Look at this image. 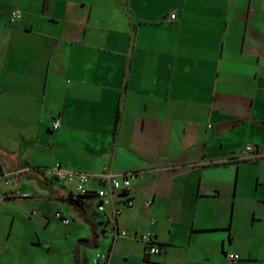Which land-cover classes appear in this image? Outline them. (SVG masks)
<instances>
[{
	"label": "crops",
	"instance_id": "1",
	"mask_svg": "<svg viewBox=\"0 0 264 264\" xmlns=\"http://www.w3.org/2000/svg\"><path fill=\"white\" fill-rule=\"evenodd\" d=\"M0 170V264H264V0H0ZM102 171L141 174L115 216Z\"/></svg>",
	"mask_w": 264,
	"mask_h": 264
},
{
	"label": "built area",
	"instance_id": "2",
	"mask_svg": "<svg viewBox=\"0 0 264 264\" xmlns=\"http://www.w3.org/2000/svg\"><path fill=\"white\" fill-rule=\"evenodd\" d=\"M175 16L174 12H169L167 14V20L173 19ZM20 12L17 9H13L9 13V20L14 21L19 19ZM59 127L58 120H53L52 128L56 129ZM257 146L253 144H245L242 151L240 159L252 160L256 158ZM50 175L55 178L65 182H75V188L77 191L76 197H81L90 193V190L86 188V182L90 174L81 171H68L63 169L59 163H54L48 167ZM141 177L138 171L128 172L121 177H117L106 172H100L96 175V180L98 187L92 192L96 198V211L97 212H107L115 216L119 214L122 208H115L113 202L116 199H121L124 205L129 206L132 204V197L130 193L131 181ZM31 196L29 192L22 191L18 186H11L7 175H5L0 170V198L5 197H19L27 198ZM150 201H146L145 205H149ZM54 217L60 220L62 224H67L69 218L63 217L60 212H55ZM122 234L124 232H121ZM139 239L146 245L147 252L150 254H155L159 252V247L153 239V235L150 232H141L139 234ZM225 258L229 264H233L239 259L238 254L227 252L225 253ZM92 264H110L109 254L107 252H96L91 257Z\"/></svg>",
	"mask_w": 264,
	"mask_h": 264
},
{
	"label": "rangeland",
	"instance_id": "3",
	"mask_svg": "<svg viewBox=\"0 0 264 264\" xmlns=\"http://www.w3.org/2000/svg\"><path fill=\"white\" fill-rule=\"evenodd\" d=\"M220 233H221V234H225V232H220ZM239 243H240V240H239V239L235 238V239L233 240V245H234V246H237Z\"/></svg>",
	"mask_w": 264,
	"mask_h": 264
},
{
	"label": "trees",
	"instance_id": "4",
	"mask_svg": "<svg viewBox=\"0 0 264 264\" xmlns=\"http://www.w3.org/2000/svg\"><path fill=\"white\" fill-rule=\"evenodd\" d=\"M94 236H95V234H94V233H92L90 238H94Z\"/></svg>",
	"mask_w": 264,
	"mask_h": 264
}]
</instances>
